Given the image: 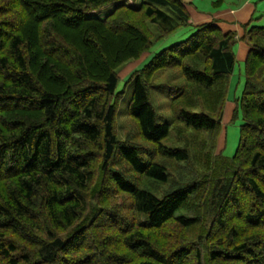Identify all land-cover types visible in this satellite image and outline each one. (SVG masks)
<instances>
[{"label":"trees","instance_id":"16d2710c","mask_svg":"<svg viewBox=\"0 0 264 264\" xmlns=\"http://www.w3.org/2000/svg\"><path fill=\"white\" fill-rule=\"evenodd\" d=\"M111 3L104 17L86 16ZM262 15L239 38L242 124L225 157L234 32L194 25L132 70L136 128L118 139V68L189 25L186 4L0 0V264H264ZM175 67L184 82L168 86L171 126L151 87Z\"/></svg>","mask_w":264,"mask_h":264},{"label":"rangeland","instance_id":"374dc122","mask_svg":"<svg viewBox=\"0 0 264 264\" xmlns=\"http://www.w3.org/2000/svg\"><path fill=\"white\" fill-rule=\"evenodd\" d=\"M128 4L132 6H136L139 4L140 0H125ZM214 0H194L195 5L203 10V11H212V2ZM232 0H225L226 3H229ZM258 0H256V3ZM116 4L111 3L100 9H95L93 11L87 12L86 16L88 17H104ZM258 11L260 15L263 14L256 25L263 26L264 25V0H260L258 3ZM258 15V14H256ZM259 15V16H260ZM152 28L156 30V28L152 25ZM194 31L193 25L189 24L186 26H182L170 35L155 40L149 49L148 53H145L140 59L129 61L122 64L118 68V76L119 79L117 81L116 90L122 91L121 98L118 102L117 108V116L115 118V126H116V135L118 139H124L127 137L133 130H135V122L129 116L127 111V105L129 99L131 97L133 81L130 83H125L127 75L134 69L141 68L145 65L158 51L162 48L181 41L188 37ZM237 47L235 48L236 55ZM145 57V58H144ZM144 58V59H143ZM184 82L183 75L180 73L178 67L175 68H165L158 70L154 73L152 78V103L160 115V122H168L173 125V111L171 110L170 105V97L168 95V86L171 84L181 85ZM228 91L226 94V101H229L232 105V108L229 109L228 105H225L227 109L223 113L222 117V130L221 137L222 141L219 143L217 147V151L220 152L225 157H232L236 151L239 142V134H240V126L242 124V118L239 114L238 116H233V108H234V100L238 96L241 95L243 86H244V66L241 60L235 59V64L232 73L229 76L228 82ZM227 104V103H226ZM175 132L174 128H172V133ZM117 197V200H120ZM177 226L173 223L167 228V232L176 231ZM72 230H68V232L63 234V237H66ZM178 234H180L178 232Z\"/></svg>","mask_w":264,"mask_h":264},{"label":"crops","instance_id":"0c3cea01","mask_svg":"<svg viewBox=\"0 0 264 264\" xmlns=\"http://www.w3.org/2000/svg\"><path fill=\"white\" fill-rule=\"evenodd\" d=\"M182 1L186 4L191 25L194 26L204 22L215 21L224 32H234L236 35V42L234 43L233 51H235L237 47L235 57L242 62L244 61L248 46L239 38L244 32L243 25L245 23H252L257 20V17L259 18L260 14L257 13V6L260 0H258L257 3L256 0H232L229 3L224 2L219 9H213L211 12L201 10L198 5H195L196 3L194 0ZM226 103L225 105H228V107H230L229 109H231V103L229 101H226ZM225 109L227 108L225 107L224 111H226Z\"/></svg>","mask_w":264,"mask_h":264}]
</instances>
